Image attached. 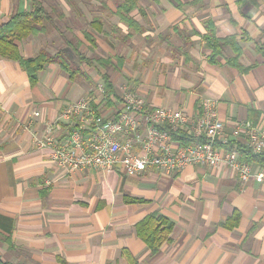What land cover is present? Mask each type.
I'll return each instance as SVG.
<instances>
[{
	"label": "crops",
	"instance_id": "0c3cea01",
	"mask_svg": "<svg viewBox=\"0 0 264 264\" xmlns=\"http://www.w3.org/2000/svg\"><path fill=\"white\" fill-rule=\"evenodd\" d=\"M125 1L0 0V24L35 3L52 16L44 33L15 41L22 57L60 50L76 69L71 78L48 63L31 84L17 60L0 57V264H264V181H240L222 163L66 171L39 146L49 136L63 145L78 127L60 117L66 103L88 96L113 119L127 88L149 107L189 116L213 99L226 132L235 121L264 126V0H136L123 9ZM227 37L240 47L239 66ZM241 145L229 136L215 147L256 170ZM152 212L173 223L157 251L135 228Z\"/></svg>",
	"mask_w": 264,
	"mask_h": 264
},
{
	"label": "built area",
	"instance_id": "2783aa9c",
	"mask_svg": "<svg viewBox=\"0 0 264 264\" xmlns=\"http://www.w3.org/2000/svg\"><path fill=\"white\" fill-rule=\"evenodd\" d=\"M60 117L79 125L63 145L50 136L38 144L49 147L51 160L66 171L94 168L106 172L118 167L124 174L140 175L148 169L175 172L192 164L211 167L222 163L234 169L240 181H264L263 168L253 170L233 151L221 154L214 145L229 136L241 137L253 153H260L264 150V126L250 120L235 121L226 132L216 115V101L210 98H201L194 116H189L182 108L149 107L137 92L127 88L116 118L105 119L88 96L66 103ZM180 129L205 141L181 144L170 135ZM47 130L50 133L52 126Z\"/></svg>",
	"mask_w": 264,
	"mask_h": 264
},
{
	"label": "trees",
	"instance_id": "16d2710c",
	"mask_svg": "<svg viewBox=\"0 0 264 264\" xmlns=\"http://www.w3.org/2000/svg\"><path fill=\"white\" fill-rule=\"evenodd\" d=\"M135 1L136 0H126L125 3L121 4V7L123 9L133 8L135 7ZM52 23L53 20L50 12H48L44 6L35 3L30 10L15 12L5 23L0 24V57L17 60L27 72L31 84H34L37 81L38 72L42 70L45 65L52 62L58 63L61 69L69 73L71 78H73V75L76 73V69L63 57L60 50L54 54H50L42 49L36 55L26 58L22 57L19 53L15 41H21L29 35L44 33L48 25H51ZM223 42H229L232 44L235 55L229 60V62L239 66V45L235 42L233 37H227ZM218 44V40L213 39L211 43L213 55L217 53L216 47ZM77 47L78 46L75 45L72 48L77 51ZM78 55L83 57L80 53H78ZM213 55L211 57H213ZM86 61L89 64L91 63L90 60ZM98 63L105 67L109 66L108 59L101 58ZM102 79L104 90L107 93H111L112 83L109 80V75L104 73ZM170 135L173 140L184 145L205 141L204 137H195L182 129L170 131ZM217 142L218 141L214 142V145H216ZM238 151L243 160L253 162L264 169V150L260 153H253L248 147L241 145L238 147ZM172 227L173 223L158 212L147 214L135 226L137 235L147 243L151 251H157L160 245L169 239Z\"/></svg>",
	"mask_w": 264,
	"mask_h": 264
},
{
	"label": "rangeland",
	"instance_id": "374dc122",
	"mask_svg": "<svg viewBox=\"0 0 264 264\" xmlns=\"http://www.w3.org/2000/svg\"><path fill=\"white\" fill-rule=\"evenodd\" d=\"M56 23L59 24L58 20H56Z\"/></svg>",
	"mask_w": 264,
	"mask_h": 264
}]
</instances>
